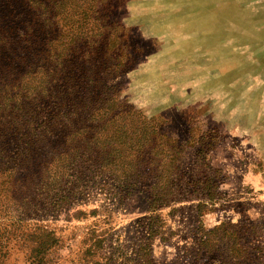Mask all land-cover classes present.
Returning <instances> with one entry per match:
<instances>
[{"label": "trees", "instance_id": "obj_1", "mask_svg": "<svg viewBox=\"0 0 264 264\" xmlns=\"http://www.w3.org/2000/svg\"><path fill=\"white\" fill-rule=\"evenodd\" d=\"M111 10L110 0H0V221L41 220L106 193L138 197L143 215L131 225L129 252L87 248L86 262L154 264L161 210L170 215L180 202H192L197 215L211 210L223 199V175L210 164L209 135L189 132L179 141L161 132L156 117L130 107L109 83L139 61ZM30 226L13 245L24 244L31 264H43L58 238L38 222ZM196 233L195 259L264 264V211ZM2 237L0 256L8 251Z\"/></svg>", "mask_w": 264, "mask_h": 264}, {"label": "rangeland", "instance_id": "obj_2", "mask_svg": "<svg viewBox=\"0 0 264 264\" xmlns=\"http://www.w3.org/2000/svg\"><path fill=\"white\" fill-rule=\"evenodd\" d=\"M110 3L109 19L129 30L127 44L137 50L139 61L109 83L118 85L120 98L130 107L156 117L161 132L179 141L187 140L189 132L209 135L210 164L223 175V199L211 210L197 215L192 202L174 204L178 211L170 215L168 207L161 210L163 239L154 238L152 261L206 264L192 253L198 226L209 230L221 221L253 218L264 211V0ZM190 159L188 150L183 161ZM96 196L41 220L13 225L1 220L8 251L0 264H31L24 244L13 245L18 234L31 231V222L58 238L43 264H91L86 262L87 248L99 255L112 248L129 252L136 236L131 225L143 215L142 200ZM92 208L95 215L88 214ZM77 209L86 214L72 217ZM96 238L104 240L100 248L93 244Z\"/></svg>", "mask_w": 264, "mask_h": 264}]
</instances>
